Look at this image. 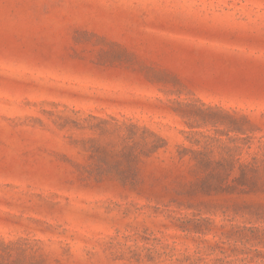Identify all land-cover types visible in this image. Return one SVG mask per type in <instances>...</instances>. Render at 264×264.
Returning <instances> with one entry per match:
<instances>
[{
	"label": "rangeland",
	"instance_id": "374dc122",
	"mask_svg": "<svg viewBox=\"0 0 264 264\" xmlns=\"http://www.w3.org/2000/svg\"><path fill=\"white\" fill-rule=\"evenodd\" d=\"M177 102L199 106L192 127ZM218 110L256 128L215 127ZM132 124L166 145L124 185L132 172L111 156ZM205 135L213 160L234 142L241 161L264 146V0H0V254L264 264V218L234 210L264 195L185 193L196 175L179 150Z\"/></svg>",
	"mask_w": 264,
	"mask_h": 264
},
{
	"label": "trees",
	"instance_id": "16d2710c",
	"mask_svg": "<svg viewBox=\"0 0 264 264\" xmlns=\"http://www.w3.org/2000/svg\"><path fill=\"white\" fill-rule=\"evenodd\" d=\"M177 104L181 106V109L177 108L176 112L181 117L186 118L190 127H192L191 123L199 121V106H195V104L192 106L190 104H180L179 102ZM214 116L212 125L215 127L222 124L221 117H227L228 121L225 124L229 130L245 133L256 128V123L247 117L236 118L222 110L214 112ZM196 133L194 132V134ZM203 137L207 141L201 144L200 150L181 147L178 153L179 157L189 153L190 159L193 162L192 172L196 175L195 181L185 190V193L200 192L205 195L212 193L264 195L263 145L248 160L241 161L237 157L241 147L234 142L232 147L226 148V157L213 160L209 154L212 152L213 143L216 139L207 135ZM84 143H90V145H86L90 153H97V156L102 154L98 162L105 164L103 153L106 148L100 144V141L98 139H91ZM121 143L123 146L119 151V155L111 157L116 158L114 161L118 167L132 172L130 176L119 178V181L124 185H133L137 181L140 157H149L166 145L165 140L153 131L144 126H136L134 124L128 126L126 133L121 137ZM195 143L199 145V140L195 139ZM99 163H96L94 166L101 167ZM232 173H235V175L228 182ZM234 210L236 212L246 211L250 216L264 218L263 202L245 200L235 203ZM13 245L15 244H4V250L0 254V258L8 260L9 264H44L43 260L26 253L24 246L20 247L12 259Z\"/></svg>",
	"mask_w": 264,
	"mask_h": 264
}]
</instances>
